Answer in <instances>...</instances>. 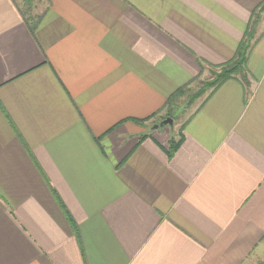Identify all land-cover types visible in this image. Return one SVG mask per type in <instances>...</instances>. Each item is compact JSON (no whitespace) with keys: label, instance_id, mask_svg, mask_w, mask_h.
<instances>
[{"label":"crops","instance_id":"1","mask_svg":"<svg viewBox=\"0 0 264 264\" xmlns=\"http://www.w3.org/2000/svg\"><path fill=\"white\" fill-rule=\"evenodd\" d=\"M31 1L0 0V264H258L264 33L171 111L264 0Z\"/></svg>","mask_w":264,"mask_h":264},{"label":"trees","instance_id":"2","mask_svg":"<svg viewBox=\"0 0 264 264\" xmlns=\"http://www.w3.org/2000/svg\"><path fill=\"white\" fill-rule=\"evenodd\" d=\"M31 2H32L31 0H24V7L27 12L30 11ZM23 14L25 16V11H23ZM258 18H259L258 12L255 11L253 14L252 21L250 22L248 29L244 35V38L239 44L238 50L236 51L234 57L222 64L211 65L212 67L218 68L220 70L215 72L214 79L204 84V87L201 89L202 92L204 93L209 92V91L212 92L215 89H217L221 84H223L227 80L234 78V77H240L242 79V82L245 85H249L248 73L246 69L247 60H248L249 54L254 44L258 41V39L264 33L262 32L261 34H257V31L255 30L254 24L257 23ZM200 67L203 69L202 63L200 64ZM143 138H145V135H142L140 137V139H143ZM181 142H182V138H180L179 140H176L173 137L171 138L170 149H169L170 156H173L175 151L180 146ZM50 187L54 195L56 196L58 202L64 209L68 221L72 225L74 231L78 234L79 229H78L77 223L75 222L70 212L66 209L57 191L51 185Z\"/></svg>","mask_w":264,"mask_h":264},{"label":"rangeland","instance_id":"3","mask_svg":"<svg viewBox=\"0 0 264 264\" xmlns=\"http://www.w3.org/2000/svg\"><path fill=\"white\" fill-rule=\"evenodd\" d=\"M21 3H23V0H19ZM263 9H259L258 10V21L256 24H254L255 26V30L259 33L262 24V20L264 19V5L262 6ZM261 22V23H260ZM220 69L218 68H214L210 65H204L203 66V70L202 73L199 75V77L197 78L196 81H194V83H192V85L188 88V92L189 94L187 96H184L183 94L182 96V100L181 103L177 105V107H175V109H173V111H171L172 115H174V119L175 121H182L186 116H187V112L190 111L193 107L194 104L199 103L205 93L201 91V89L204 87V84L208 81H211L212 79H214L215 77V72L219 71ZM167 118V117H166ZM173 119V118H172ZM177 126L179 127V124H177ZM262 260L259 261L258 264H264V244L262 246Z\"/></svg>","mask_w":264,"mask_h":264},{"label":"water","instance_id":"4","mask_svg":"<svg viewBox=\"0 0 264 264\" xmlns=\"http://www.w3.org/2000/svg\"><path fill=\"white\" fill-rule=\"evenodd\" d=\"M173 122V119L171 117H167L165 119H163L160 123L155 124V128H158L161 124H171Z\"/></svg>","mask_w":264,"mask_h":264}]
</instances>
